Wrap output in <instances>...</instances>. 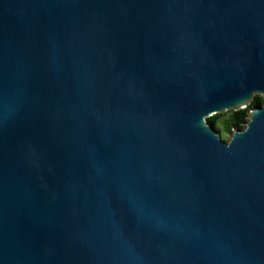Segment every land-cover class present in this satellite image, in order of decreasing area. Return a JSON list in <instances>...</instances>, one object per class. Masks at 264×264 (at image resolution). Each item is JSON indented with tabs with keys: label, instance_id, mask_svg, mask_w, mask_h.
Segmentation results:
<instances>
[{
	"label": "water",
	"instance_id": "obj_1",
	"mask_svg": "<svg viewBox=\"0 0 264 264\" xmlns=\"http://www.w3.org/2000/svg\"><path fill=\"white\" fill-rule=\"evenodd\" d=\"M0 264H264V0H0Z\"/></svg>",
	"mask_w": 264,
	"mask_h": 264
},
{
	"label": "trees",
	"instance_id": "obj_2",
	"mask_svg": "<svg viewBox=\"0 0 264 264\" xmlns=\"http://www.w3.org/2000/svg\"><path fill=\"white\" fill-rule=\"evenodd\" d=\"M262 98L259 96H254L250 104L244 110H239L236 112H231L229 117L223 124V129L225 134H232L233 130L238 129L242 130L244 127V123L247 120V113L250 109L261 106ZM219 115L212 116L207 119L208 123L211 124L214 128L216 125V121Z\"/></svg>",
	"mask_w": 264,
	"mask_h": 264
},
{
	"label": "rangeland",
	"instance_id": "obj_3",
	"mask_svg": "<svg viewBox=\"0 0 264 264\" xmlns=\"http://www.w3.org/2000/svg\"><path fill=\"white\" fill-rule=\"evenodd\" d=\"M255 96L261 97L260 95H255ZM231 112L232 111L230 110V111H227V112H222V113L217 114L219 116H218V119L216 121V125H215V128L214 129L219 133L220 138H221V140L224 143H227L229 141V139H230V136H231V134H225L224 133V129H223V124L227 120V118L229 117V114Z\"/></svg>",
	"mask_w": 264,
	"mask_h": 264
}]
</instances>
